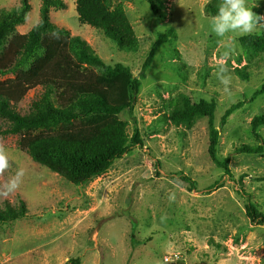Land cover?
Wrapping results in <instances>:
<instances>
[{
    "label": "rangeland",
    "instance_id": "374dc122",
    "mask_svg": "<svg viewBox=\"0 0 264 264\" xmlns=\"http://www.w3.org/2000/svg\"><path fill=\"white\" fill-rule=\"evenodd\" d=\"M64 1L67 8L53 9L51 21L87 41L105 63H123L136 77L159 36L172 31L175 36L158 50L141 80L134 110L121 116L130 135L135 125L139 128L143 146L117 160L103 176L76 186L34 162L21 150L19 136L0 137L12 159L0 185L18 168L26 171L19 190L0 195V208L23 200L28 209L24 219L0 224V264H264V226L247 215L249 203L264 214V181H259L264 178V153H237L244 145H264V127L258 130L262 140L252 132L253 119L264 115V95L236 111L225 125L221 122L228 109L262 88L264 51L242 43L248 35H236L234 51L223 57L227 37L212 34L209 24L210 9H217L220 0H156L158 15L149 0L122 1L139 39L135 52L120 51L103 31L81 24L77 0ZM247 2L249 7L257 4L252 11L264 15V0ZM119 3L114 1L113 9ZM21 4L0 0V15ZM30 4L26 23L17 29L20 34L40 21L42 0ZM221 63L232 76L229 92L214 75ZM243 67L249 81L235 74ZM42 92L41 87L31 90L18 105L20 113L28 114ZM182 94L194 103L216 102L217 156L231 160L232 177L209 155L208 119L190 128L163 119ZM183 176L196 182L194 189Z\"/></svg>",
    "mask_w": 264,
    "mask_h": 264
},
{
    "label": "trees",
    "instance_id": "16d2710c",
    "mask_svg": "<svg viewBox=\"0 0 264 264\" xmlns=\"http://www.w3.org/2000/svg\"><path fill=\"white\" fill-rule=\"evenodd\" d=\"M120 3L113 9V2ZM124 0H77L79 22L103 31L120 51L135 52L139 39L122 4ZM154 14L160 13L156 0H149ZM67 8L64 0H42L40 21L27 34L17 32L32 10L30 0L0 15V137L19 136V145L34 162L60 175L66 181L83 186L108 173L117 160L143 146L139 128L133 135L128 132V122L121 118L133 111L142 86L141 80L152 66L156 53L175 33H166L153 44L140 77L123 63L109 65L93 50L87 41L72 35L51 21V11ZM217 9L211 8L215 14ZM42 25V26H40ZM174 30V29H172ZM57 31L61 39L51 38ZM246 46L264 51V35L241 38ZM235 74L249 81L247 68H236ZM38 87L42 94L32 103L28 114H21L18 105L27 94ZM264 95V84L249 99L233 105L221 119L225 125L238 110ZM217 104L200 100L194 103L187 95H180L169 115L163 118L175 125L191 127L197 120L208 119L209 155L212 162L232 177L230 159L221 161L217 156L220 129L216 127ZM165 121V122H166ZM5 125V127L3 126ZM264 127V115L252 121V132L262 140L259 128ZM239 154L259 155L264 145H244ZM182 181L192 189L196 182L183 176ZM259 181H264L260 178ZM244 176L239 178L243 186ZM25 201L19 205L6 203L0 208V224L15 222L27 217ZM247 215L253 223L264 226V214L249 203ZM69 264V263H68Z\"/></svg>",
    "mask_w": 264,
    "mask_h": 264
},
{
    "label": "clouds",
    "instance_id": "9594fccd",
    "mask_svg": "<svg viewBox=\"0 0 264 264\" xmlns=\"http://www.w3.org/2000/svg\"><path fill=\"white\" fill-rule=\"evenodd\" d=\"M257 6L253 4L249 7L247 0H220L216 13L209 17L211 33L217 37H227L228 42L223 53L225 59L229 58L235 49L234 36L264 33V15L252 11V8ZM49 35L53 39H61L57 31H51ZM214 75L224 86V91L229 92L232 76L226 64H218ZM11 164V156L4 143L0 141V177L11 167ZM25 174L24 168H18L13 176L0 185V195L7 197L19 190Z\"/></svg>",
    "mask_w": 264,
    "mask_h": 264
}]
</instances>
